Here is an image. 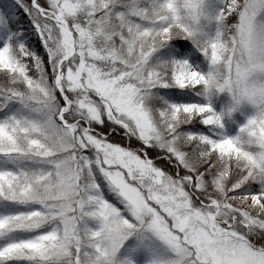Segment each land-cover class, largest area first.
I'll return each instance as SVG.
<instances>
[{
    "label": "snow or ice",
    "instance_id": "6c2138e0",
    "mask_svg": "<svg viewBox=\"0 0 264 264\" xmlns=\"http://www.w3.org/2000/svg\"><path fill=\"white\" fill-rule=\"evenodd\" d=\"M0 264H264V0H0Z\"/></svg>",
    "mask_w": 264,
    "mask_h": 264
}]
</instances>
